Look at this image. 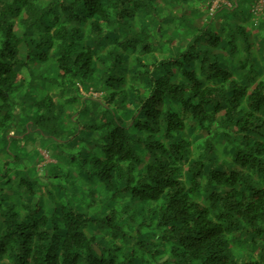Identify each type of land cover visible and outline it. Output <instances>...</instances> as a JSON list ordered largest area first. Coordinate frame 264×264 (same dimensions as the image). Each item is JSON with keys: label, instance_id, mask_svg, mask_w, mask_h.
Masks as SVG:
<instances>
[{"label": "trees", "instance_id": "trees-1", "mask_svg": "<svg viewBox=\"0 0 264 264\" xmlns=\"http://www.w3.org/2000/svg\"><path fill=\"white\" fill-rule=\"evenodd\" d=\"M201 3L0 0V132L77 184L20 178L0 264H264V19Z\"/></svg>", "mask_w": 264, "mask_h": 264}, {"label": "rangeland", "instance_id": "rangeland-1", "mask_svg": "<svg viewBox=\"0 0 264 264\" xmlns=\"http://www.w3.org/2000/svg\"><path fill=\"white\" fill-rule=\"evenodd\" d=\"M233 1L235 6L236 0ZM237 1L239 3L238 6L218 10L219 12H216L215 18L227 17L235 23L246 22L252 9L251 0ZM208 4L209 0H202V9H206ZM9 134L11 136L13 133L10 132ZM62 146L68 147V142H65ZM0 150L3 151L0 153L3 156L0 157L9 160L6 163L7 170L2 167L0 162V205L4 209L12 210L13 208H9L12 203H19L24 199L25 196L23 197L21 194L20 178L27 173L36 176V185L38 186L44 185L46 187L47 183L50 182L52 184L53 181H58L57 184L60 187L69 189L68 192L76 190L77 184L73 180V170L65 164L62 155L57 152L58 148H56L53 140L34 134L20 142L19 145H16V142L4 139L3 134L0 132ZM14 153L21 156L22 159L14 161L12 159ZM54 169L60 172L61 178L57 175H55L54 179L51 178ZM54 189H52L53 194L57 196L58 201L61 200V194L58 193L57 189L56 191ZM98 194L95 192V195ZM73 200L76 201L75 198Z\"/></svg>", "mask_w": 264, "mask_h": 264}, {"label": "built area", "instance_id": "built-area-1", "mask_svg": "<svg viewBox=\"0 0 264 264\" xmlns=\"http://www.w3.org/2000/svg\"><path fill=\"white\" fill-rule=\"evenodd\" d=\"M252 9L248 16L254 20V22H259L264 19V0H251ZM239 3L236 0L235 6ZM233 0H211L210 13H215L217 9L223 8H234Z\"/></svg>", "mask_w": 264, "mask_h": 264}]
</instances>
